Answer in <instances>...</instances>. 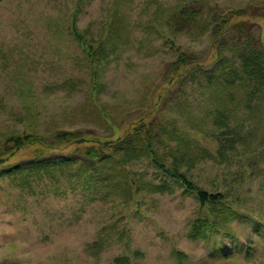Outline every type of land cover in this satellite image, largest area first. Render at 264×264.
<instances>
[{
    "label": "rangeland",
    "instance_id": "374dc122",
    "mask_svg": "<svg viewBox=\"0 0 264 264\" xmlns=\"http://www.w3.org/2000/svg\"><path fill=\"white\" fill-rule=\"evenodd\" d=\"M249 33L264 37V0H0V264H264L260 112L225 124L214 84L165 75ZM92 148L97 165L48 167Z\"/></svg>",
    "mask_w": 264,
    "mask_h": 264
},
{
    "label": "trees",
    "instance_id": "16d2710c",
    "mask_svg": "<svg viewBox=\"0 0 264 264\" xmlns=\"http://www.w3.org/2000/svg\"><path fill=\"white\" fill-rule=\"evenodd\" d=\"M200 11L193 9L192 7L184 6L181 7L177 16L184 17L187 20V26L193 27V23H196L198 15L200 16ZM176 20V19H175ZM223 23V22H222ZM238 24V23H237ZM235 24V25H237ZM234 26V25H233ZM232 26V27H233ZM222 29L221 25L216 26L217 29ZM227 35V34H226ZM231 42L229 43L228 37L222 36L218 40V45H226L227 49L232 52L233 57H228L226 55H220L218 58L211 63L209 67L204 68L196 60L193 54H186L184 52L177 53L176 58L169 62L165 68V75L169 79H206L210 84L214 86H209L206 84L202 88L205 92L217 96V91L220 89L221 99H214L217 103L216 112L218 114V119L225 121L227 124V119H233V113L236 109H248L249 111L258 110L261 116V122H264V37L256 38L255 35L249 33L245 38L236 37L235 34L230 35ZM255 43H253V42ZM238 60L236 63L232 59ZM195 71H199V75H194ZM212 82V83H211ZM182 85V84H180ZM214 87V90L208 89ZM179 90V89H178ZM208 90V91H207ZM254 108V109H253ZM214 109V108H213ZM262 113V114H261ZM151 135L152 130L147 128L144 135ZM75 138V137H74ZM73 138V139H74ZM150 140L151 136L146 137ZM79 139V138H78ZM76 139V140H78ZM13 141V140H12ZM134 141H138L135 138ZM19 145L17 142L13 146ZM131 146L128 148H123V150H131ZM147 150V148H146ZM100 149L94 150L85 149L76 151L77 154L65 157L63 159H48V167L56 164H64L67 166L69 172L74 161L80 160L83 163L88 164H98L100 161ZM150 153V152H148ZM49 157V154H48ZM92 161H86L90 159ZM58 160V163L56 162ZM156 162V161H155ZM42 165H47V161L35 160V167L39 168ZM86 166V164H85ZM164 166V165H163ZM161 166L162 168H165ZM17 166H15L16 168ZM92 167V166H91ZM175 167V166H174ZM32 168V167H31ZM93 168V167H92ZM176 168V167H175ZM18 170V168H16ZM165 173L174 177L176 180L180 181L182 185L187 188H192V183L186 179L185 174L177 172V168L171 170V168H165ZM82 171L83 174V184H91L95 179L92 178L86 170L83 169L81 163L78 165L76 173ZM53 172V171H52ZM98 184V183H95ZM197 197L201 203L204 202H217L221 199V193H208L205 190L198 189Z\"/></svg>",
    "mask_w": 264,
    "mask_h": 264
}]
</instances>
